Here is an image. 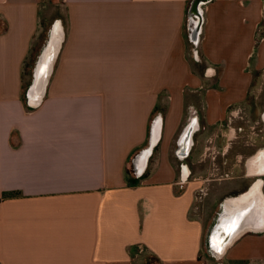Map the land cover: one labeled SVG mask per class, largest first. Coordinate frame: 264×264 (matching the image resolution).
<instances>
[{
	"label": "crops",
	"instance_id": "obj_1",
	"mask_svg": "<svg viewBox=\"0 0 264 264\" xmlns=\"http://www.w3.org/2000/svg\"><path fill=\"white\" fill-rule=\"evenodd\" d=\"M41 1L0 0V264H199L221 206L255 180L264 199V158L249 162L261 136L239 141L229 127L264 76V0L209 1L197 45L192 0H60L64 19L37 42ZM189 121L198 131L182 144ZM218 264H264V229L238 237Z\"/></svg>",
	"mask_w": 264,
	"mask_h": 264
},
{
	"label": "water",
	"instance_id": "obj_2",
	"mask_svg": "<svg viewBox=\"0 0 264 264\" xmlns=\"http://www.w3.org/2000/svg\"><path fill=\"white\" fill-rule=\"evenodd\" d=\"M209 1L211 0H192L190 4L189 15L196 18L191 22L190 29V38L195 45H197L201 25L200 10ZM57 39L56 33H52L46 46L41 50L39 57L36 60L32 81L28 85L26 91L28 104L31 107H36L41 101L47 77L55 55V47L58 42ZM195 56L198 61L199 58L196 51ZM189 125H192V127H189ZM189 125L186 126L185 130L181 134V137H190L192 132L195 130L193 124ZM158 126L159 117L154 119L152 123L151 136L148 146L139 152L135 157L134 165L139 168L137 170L140 172L137 175L142 173L144 162L152 153V150L157 142ZM187 131H190L191 133L188 135ZM253 186L257 187L253 190ZM263 229L264 199L261 194L260 183V185H252L246 192L237 198L226 201L221 206V210L206 233V251L214 259L218 260L222 257L225 250L242 234L247 232H260Z\"/></svg>",
	"mask_w": 264,
	"mask_h": 264
},
{
	"label": "rangeland",
	"instance_id": "obj_3",
	"mask_svg": "<svg viewBox=\"0 0 264 264\" xmlns=\"http://www.w3.org/2000/svg\"><path fill=\"white\" fill-rule=\"evenodd\" d=\"M63 19L64 8L60 0H42L40 7V40H37V42H41V39L44 37L47 39V34L50 28L55 22H60V20ZM261 26V29L264 31V18ZM35 49L36 46L34 45L33 52ZM189 57L192 64L194 65V68H196L198 71V69L201 68L199 66H202L200 65L201 61H195L191 51H189ZM33 59V55H31L28 59L26 66L27 76H30L33 66ZM246 104L247 107L243 111V119H240V117L234 118L229 124V127L236 130V137L239 139V141H245L251 137L250 132H252V130H250V127H255L256 134L261 136V139L258 142L256 141L255 144L264 146V123L260 118V113L264 107V76L255 75ZM239 127L242 129L241 132L237 131ZM144 263L152 264L151 259L148 256L145 257ZM199 264H218V260L214 259L206 250H204L199 255Z\"/></svg>",
	"mask_w": 264,
	"mask_h": 264
},
{
	"label": "flooded vegetation",
	"instance_id": "obj_4",
	"mask_svg": "<svg viewBox=\"0 0 264 264\" xmlns=\"http://www.w3.org/2000/svg\"><path fill=\"white\" fill-rule=\"evenodd\" d=\"M240 113H242V114H237V118L238 117H240V119H243V113L244 112H240ZM261 118V117H260ZM190 122V121H189ZM189 124H193L194 125V128L196 129V131H198V128H196V124H194L193 122H190V123H188L186 126H188ZM255 124V123H254ZM186 126L183 128V130L181 131V134L183 133V131L185 130V128H186ZM189 127H192V125H189ZM251 128V127H250ZM253 129H250V130H252V133H254V134H256V132H255V127H252ZM191 129V128H190ZM195 131V130H194ZM237 131H239V132H241L242 131V129L239 127L238 128V130ZM188 132V131H187ZM194 133V132H193ZM197 133V132H196ZM258 137H260V135H258V134H256ZM182 136V135H181ZM182 138L183 137H180V141H181V143L183 144L184 143V141L183 140H187V137L186 136H184V138H183V140H182ZM236 139H238V138H236ZM185 149H183L182 151H184ZM184 158V157H183ZM220 166H221V164H220ZM221 178V177H220ZM255 182H256V180L255 181H253L252 183H251V185L250 186H252V185H254L255 184Z\"/></svg>",
	"mask_w": 264,
	"mask_h": 264
},
{
	"label": "bare ground",
	"instance_id": "obj_5",
	"mask_svg": "<svg viewBox=\"0 0 264 264\" xmlns=\"http://www.w3.org/2000/svg\"><path fill=\"white\" fill-rule=\"evenodd\" d=\"M57 25V24H56ZM56 29V26L54 27V30ZM192 131V130H191ZM188 133V135H189V133H191L190 131H188L187 132ZM187 140H188V142H189V136L187 137ZM262 158H264V151L262 152H259L255 157H253L249 162H250V164L251 165H253V164H256V163H258L259 161H260V159H262ZM260 183H261V181L260 180H257L256 182H255V185H260ZM255 187H257V186H253V190L255 189Z\"/></svg>",
	"mask_w": 264,
	"mask_h": 264
},
{
	"label": "trees",
	"instance_id": "obj_6",
	"mask_svg": "<svg viewBox=\"0 0 264 264\" xmlns=\"http://www.w3.org/2000/svg\"><path fill=\"white\" fill-rule=\"evenodd\" d=\"M151 259V258H150ZM152 261V260H151Z\"/></svg>",
	"mask_w": 264,
	"mask_h": 264
}]
</instances>
